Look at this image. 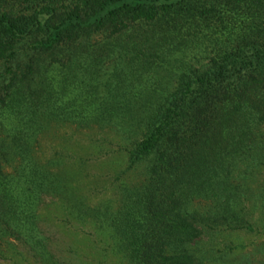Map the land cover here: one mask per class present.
<instances>
[{"label":"trees","instance_id":"trees-1","mask_svg":"<svg viewBox=\"0 0 264 264\" xmlns=\"http://www.w3.org/2000/svg\"><path fill=\"white\" fill-rule=\"evenodd\" d=\"M158 67L173 83L149 106L143 71ZM117 113L139 129L127 165L147 162L109 215L115 251L129 264H189L204 227L246 213L228 167L264 122V0H0V238L4 224L32 240L41 195L62 191L32 161L38 132ZM194 195L213 209L189 208Z\"/></svg>","mask_w":264,"mask_h":264},{"label":"rangeland","instance_id":"rangeland-1","mask_svg":"<svg viewBox=\"0 0 264 264\" xmlns=\"http://www.w3.org/2000/svg\"><path fill=\"white\" fill-rule=\"evenodd\" d=\"M156 69L143 71L151 91L143 92L144 86L140 93L149 106L173 83L170 70ZM140 100L136 103L144 101ZM140 112L137 117L144 122L146 112ZM125 117L117 113L110 120L82 123L65 117L50 121L38 132L31 147L32 161L48 174H56L63 182L62 191L41 195L32 240L14 236L3 224L9 231L0 238V264H129L115 251L109 215L120 207L124 193L144 178L147 160L127 165V149L138 138L139 129L129 116V122H123ZM255 129L251 148H243L235 167H228V176L248 193L242 187L239 194L245 197L244 220L230 225L237 227L226 223L204 227L188 244L193 255L189 264H264V195L260 193L264 189V122ZM206 196H192L188 207H212L214 201ZM106 203L109 207L100 215L96 209L103 211Z\"/></svg>","mask_w":264,"mask_h":264}]
</instances>
